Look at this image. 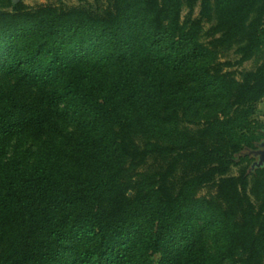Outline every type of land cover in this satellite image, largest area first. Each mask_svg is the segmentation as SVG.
Instances as JSON below:
<instances>
[{
    "label": "trees",
    "instance_id": "obj_1",
    "mask_svg": "<svg viewBox=\"0 0 264 264\" xmlns=\"http://www.w3.org/2000/svg\"><path fill=\"white\" fill-rule=\"evenodd\" d=\"M262 32L264 0L0 10V264H264V168L230 174L264 61L228 69ZM31 133L38 160L2 154Z\"/></svg>",
    "mask_w": 264,
    "mask_h": 264
},
{
    "label": "rangeland",
    "instance_id": "obj_2",
    "mask_svg": "<svg viewBox=\"0 0 264 264\" xmlns=\"http://www.w3.org/2000/svg\"><path fill=\"white\" fill-rule=\"evenodd\" d=\"M17 1H22L28 5H36L39 3H53V4H66V5H77V4H97L103 3L104 0H7L6 3L0 2V10H9L14 3ZM198 8L195 9V12ZM262 38L264 41V32H262ZM235 45L229 47H221L218 48L213 54L217 57L220 61H231L235 62L238 59V54L235 53ZM264 61V43L260 51L250 58L249 60L244 61L241 64H234L231 66L230 70L234 71H244L250 70L255 68L258 64ZM235 77L238 79L239 75L236 73ZM207 112V108L203 107H193L190 113V118L192 122L202 121L204 113ZM252 118L257 121L261 127L260 132L263 134L259 141L254 143V147L244 149L240 155H236L234 164L230 169V174H237L240 169L244 168L249 174L253 173L254 170L257 168H264V96L257 102L254 114ZM187 126L189 128H196L198 127L197 124L188 123ZM64 133L70 131V127L65 126L62 127ZM34 135V137L32 136ZM38 134H28L26 135L25 141L19 146L15 148L14 137L9 138L3 145H2V154L5 157H9L12 153L16 152L18 155H27L26 159L34 161L36 158L39 159V148H38ZM66 147V145H64ZM28 151V152H27ZM214 194V188L211 185H206L200 188L197 191V196H212Z\"/></svg>",
    "mask_w": 264,
    "mask_h": 264
},
{
    "label": "crops",
    "instance_id": "obj_3",
    "mask_svg": "<svg viewBox=\"0 0 264 264\" xmlns=\"http://www.w3.org/2000/svg\"><path fill=\"white\" fill-rule=\"evenodd\" d=\"M1 1H2L3 3H6V2H7V0H0V2H1Z\"/></svg>",
    "mask_w": 264,
    "mask_h": 264
}]
</instances>
